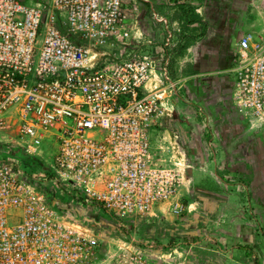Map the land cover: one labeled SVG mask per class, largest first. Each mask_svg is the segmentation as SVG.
I'll return each instance as SVG.
<instances>
[{
	"label": "built area",
	"instance_id": "built-area-1",
	"mask_svg": "<svg viewBox=\"0 0 264 264\" xmlns=\"http://www.w3.org/2000/svg\"><path fill=\"white\" fill-rule=\"evenodd\" d=\"M127 1L0 0V127L16 119L23 143L21 155H0V264H92L96 242L70 219L78 208L130 223L178 190L153 135L171 99L194 100L172 76L171 53L138 51L153 40L131 32ZM231 71L238 111L264 116V36L240 38ZM48 140L56 153L39 171Z\"/></svg>",
	"mask_w": 264,
	"mask_h": 264
},
{
	"label": "rangeland",
	"instance_id": "rangeland-1",
	"mask_svg": "<svg viewBox=\"0 0 264 264\" xmlns=\"http://www.w3.org/2000/svg\"><path fill=\"white\" fill-rule=\"evenodd\" d=\"M127 5L133 34L143 32L144 5L151 38L169 23L174 43L166 46L167 32L161 31L159 48L172 53V76L194 101L171 99L153 135L157 159L181 176L170 201L130 223L84 207L70 218L96 242L92 264H264V116L246 118L225 85L234 78L240 38L250 31L264 36V0H128ZM152 6L163 21H156ZM154 46L153 40L138 51L156 55ZM194 104L210 115L209 132ZM22 145L18 121L7 118L0 127V155H21ZM56 149L55 141L45 142L35 159L37 170H44Z\"/></svg>",
	"mask_w": 264,
	"mask_h": 264
},
{
	"label": "crops",
	"instance_id": "crops-1",
	"mask_svg": "<svg viewBox=\"0 0 264 264\" xmlns=\"http://www.w3.org/2000/svg\"><path fill=\"white\" fill-rule=\"evenodd\" d=\"M143 2H145V1H143ZM154 2L155 3H157L158 2V0H154ZM141 8V11H140V15H141V19H143V24H142V29H143V32H144V35H145V39H153L154 40V43H155V46H158L159 47V44L158 43H160V41H161V39H162V34H161V31H164V29L162 30V29H159V32L160 33H158L156 36H154L153 35V38H151L152 36H150L151 34L149 33V31L145 28V23H144V20H145V16H144V13L143 12H145V11H147V8H146V6L144 5L143 7H140ZM175 10H176V8H175ZM151 12H152V14H153V16L155 17V19H156V21H158V22H161L160 21V19H164V18H162L161 16H159L158 17V13H157V10L152 6V10H150ZM143 13V14H142ZM147 33L149 34V35H147ZM164 43V42H163ZM145 44H149L148 42H145ZM162 48V47H161ZM171 56H172V53H171ZM233 80H234V78H230L229 80H227V81H225L226 82V84L225 85H227L226 87L227 88H231L232 86H233ZM231 85V86H230ZM232 89V88H231Z\"/></svg>",
	"mask_w": 264,
	"mask_h": 264
},
{
	"label": "trees",
	"instance_id": "trees-1",
	"mask_svg": "<svg viewBox=\"0 0 264 264\" xmlns=\"http://www.w3.org/2000/svg\"><path fill=\"white\" fill-rule=\"evenodd\" d=\"M181 7H182V9H185L184 6H181ZM184 12L187 13V11H185V10H184ZM195 21H196V20H192L191 23L193 24V23H195Z\"/></svg>",
	"mask_w": 264,
	"mask_h": 264
}]
</instances>
